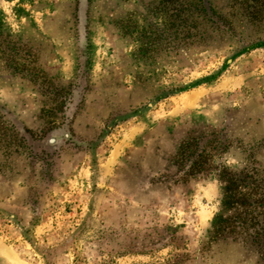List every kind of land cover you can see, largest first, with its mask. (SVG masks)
Segmentation results:
<instances>
[{
	"label": "rangeland",
	"instance_id": "1",
	"mask_svg": "<svg viewBox=\"0 0 264 264\" xmlns=\"http://www.w3.org/2000/svg\"><path fill=\"white\" fill-rule=\"evenodd\" d=\"M205 1L0 0V264H262L216 219L264 176V0Z\"/></svg>",
	"mask_w": 264,
	"mask_h": 264
},
{
	"label": "trees",
	"instance_id": "2",
	"mask_svg": "<svg viewBox=\"0 0 264 264\" xmlns=\"http://www.w3.org/2000/svg\"><path fill=\"white\" fill-rule=\"evenodd\" d=\"M184 1L171 0L174 10L180 15L179 18L181 13L175 4L184 6ZM201 4L202 7L197 6L196 11L210 14L206 1L202 0ZM59 110L62 111L61 108ZM18 140L25 147V138L18 136ZM200 141L196 142L194 152L187 155L192 168L207 162L204 153L209 140L203 138L202 142ZM223 146L227 148L226 144ZM217 178L221 185L223 209L216 219V225H226L222 231L229 228L227 232L230 236H237L238 233L244 235L246 244L261 255L264 264V176L259 175L256 168L250 171L245 167L239 172H234L230 168L220 166Z\"/></svg>",
	"mask_w": 264,
	"mask_h": 264
},
{
	"label": "bare ground",
	"instance_id": "3",
	"mask_svg": "<svg viewBox=\"0 0 264 264\" xmlns=\"http://www.w3.org/2000/svg\"><path fill=\"white\" fill-rule=\"evenodd\" d=\"M187 103V102H186Z\"/></svg>",
	"mask_w": 264,
	"mask_h": 264
}]
</instances>
